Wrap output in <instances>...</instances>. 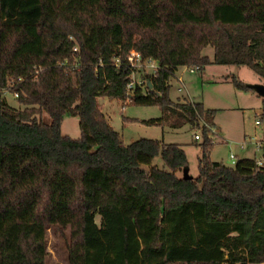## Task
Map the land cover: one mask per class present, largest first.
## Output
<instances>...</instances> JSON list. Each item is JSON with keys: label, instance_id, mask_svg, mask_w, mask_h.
<instances>
[{"label": "trees", "instance_id": "obj_1", "mask_svg": "<svg viewBox=\"0 0 264 264\" xmlns=\"http://www.w3.org/2000/svg\"><path fill=\"white\" fill-rule=\"evenodd\" d=\"M132 50L158 67L127 91ZM210 64L264 80V0H0V264H46L48 231L67 264L264 262V97L262 165L226 166L210 159L215 110L168 96L180 67ZM98 97L159 106L147 125L200 130L197 176L177 175L179 144H124ZM66 115L79 138L62 134Z\"/></svg>", "mask_w": 264, "mask_h": 264}, {"label": "rangeland", "instance_id": "obj_2", "mask_svg": "<svg viewBox=\"0 0 264 264\" xmlns=\"http://www.w3.org/2000/svg\"><path fill=\"white\" fill-rule=\"evenodd\" d=\"M202 53L210 60L213 59L211 47L205 48ZM186 69L187 67H180L170 79L168 96L173 102H177L179 98L186 99L202 104L207 110H215L211 118L213 125L207 126L208 137L212 141L210 159L222 162L226 166H232L234 162L243 158L260 160L262 153L256 142L261 141L263 131L262 125L256 124V121L260 120L263 97L253 90L238 89L231 81L235 78L246 86H264V80L246 66L210 64L203 71H196L193 74ZM145 70L150 72L148 66ZM136 79H139V75H136ZM3 92L7 103L17 107L18 102L13 93ZM97 103L124 144L141 138L161 140L166 144H179L187 156L188 175L197 176L201 148L193 142L195 134L201 137L200 130L190 129L187 124L172 128L168 121L155 125L144 124L143 121L162 117L159 106H137L108 97H98ZM78 124V117L64 116L61 122L62 134L73 139L79 138ZM201 140L202 138L197 140V144ZM230 154L234 155V162L230 159ZM152 164L162 167L160 156H156ZM177 175L183 177L184 173L178 172ZM96 221L99 223L98 218ZM46 239L48 252L46 264H67L63 241L56 239L51 231H48Z\"/></svg>", "mask_w": 264, "mask_h": 264}, {"label": "built area", "instance_id": "obj_3", "mask_svg": "<svg viewBox=\"0 0 264 264\" xmlns=\"http://www.w3.org/2000/svg\"><path fill=\"white\" fill-rule=\"evenodd\" d=\"M128 65L134 69L133 74L131 75V80L130 82L127 84V91H131L133 89V87L135 86V84H141L142 80L140 79H136V75L140 76V72H145V73H155L157 70V63L151 59H143L142 56L140 55V53L132 50L129 55L126 58ZM150 68V72H147L145 69L146 67ZM189 73L193 74L196 71H198V67H187L186 69ZM135 71H138L135 73ZM15 97H17V94H14ZM127 102H130V100L128 99ZM256 124H260V121H256ZM195 140H200L201 137L200 135H196L194 137ZM256 146L261 150L263 144L261 141L256 142ZM241 148H243V145H241ZM230 159L232 160V162H234V155L230 154ZM235 163V162H234ZM263 161L257 160V164L258 165H262Z\"/></svg>", "mask_w": 264, "mask_h": 264}, {"label": "water", "instance_id": "obj_4", "mask_svg": "<svg viewBox=\"0 0 264 264\" xmlns=\"http://www.w3.org/2000/svg\"><path fill=\"white\" fill-rule=\"evenodd\" d=\"M250 89H252L253 91H255L259 96L264 97V86L263 85H254V86H248ZM184 176L188 175V169L185 170L184 172ZM189 178H192L191 176H189Z\"/></svg>", "mask_w": 264, "mask_h": 264}]
</instances>
